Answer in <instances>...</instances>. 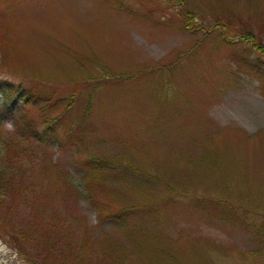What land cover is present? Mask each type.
I'll return each instance as SVG.
<instances>
[{
	"label": "rangeland",
	"instance_id": "rangeland-1",
	"mask_svg": "<svg viewBox=\"0 0 264 264\" xmlns=\"http://www.w3.org/2000/svg\"><path fill=\"white\" fill-rule=\"evenodd\" d=\"M0 83V264H264V0H0Z\"/></svg>",
	"mask_w": 264,
	"mask_h": 264
},
{
	"label": "trees",
	"instance_id": "trees-1",
	"mask_svg": "<svg viewBox=\"0 0 264 264\" xmlns=\"http://www.w3.org/2000/svg\"><path fill=\"white\" fill-rule=\"evenodd\" d=\"M0 89H1V92L3 93L5 99L7 100V102L5 103L6 104V109L10 108L9 106L14 102V95L11 96V89L9 87H7L6 85L0 83ZM29 98H26L24 97V100L27 101ZM5 110V109H4ZM1 116L2 114H0V120H1ZM30 119H27V123L29 125L30 123ZM32 133H37L36 130H34ZM1 141V140H0ZM2 143H6L5 140L4 141H1ZM86 163L89 165V166H93L95 167L94 169H97V168H100V167H105L106 163H105V160L100 157H93L91 159H88L86 161ZM91 168H89V171L91 172H94L95 170H90ZM2 173V172H1ZM0 173V197H4L6 194L4 192H2V190H6L8 192L9 188H10V184L6 181V179H4L3 177V174ZM5 191V192H6Z\"/></svg>",
	"mask_w": 264,
	"mask_h": 264
},
{
	"label": "bare ground",
	"instance_id": "bare-ground-1",
	"mask_svg": "<svg viewBox=\"0 0 264 264\" xmlns=\"http://www.w3.org/2000/svg\"><path fill=\"white\" fill-rule=\"evenodd\" d=\"M253 103V102H252Z\"/></svg>",
	"mask_w": 264,
	"mask_h": 264
}]
</instances>
